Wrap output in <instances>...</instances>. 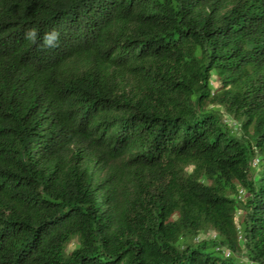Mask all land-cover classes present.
<instances>
[{
	"label": "trees",
	"instance_id": "obj_1",
	"mask_svg": "<svg viewBox=\"0 0 264 264\" xmlns=\"http://www.w3.org/2000/svg\"><path fill=\"white\" fill-rule=\"evenodd\" d=\"M0 264H264V0H0Z\"/></svg>",
	"mask_w": 264,
	"mask_h": 264
},
{
	"label": "clouds",
	"instance_id": "obj_2",
	"mask_svg": "<svg viewBox=\"0 0 264 264\" xmlns=\"http://www.w3.org/2000/svg\"><path fill=\"white\" fill-rule=\"evenodd\" d=\"M38 37V29L32 27L25 32V38L29 40L31 43L36 44ZM60 40V33L55 28L46 32L42 37V45L44 48H55L58 47Z\"/></svg>",
	"mask_w": 264,
	"mask_h": 264
},
{
	"label": "rangeland",
	"instance_id": "obj_3",
	"mask_svg": "<svg viewBox=\"0 0 264 264\" xmlns=\"http://www.w3.org/2000/svg\"><path fill=\"white\" fill-rule=\"evenodd\" d=\"M223 117H224V121H225L228 125L232 126V128L235 129L234 131H235L236 133H240V131L238 130V123H237V121L233 120V119H232L230 116H228V115H224ZM212 235H213V232H212V231H208L207 233H203V234H202V236H204V237H208V236H212ZM238 257L240 258L241 261H243V262H248L247 258L244 256V253H243V252L239 253V254H238Z\"/></svg>",
	"mask_w": 264,
	"mask_h": 264
}]
</instances>
